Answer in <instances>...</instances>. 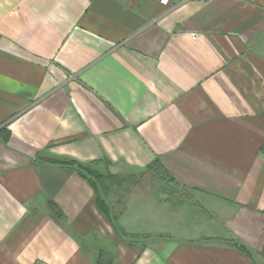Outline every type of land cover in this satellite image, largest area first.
<instances>
[{"label": "crops", "instance_id": "1", "mask_svg": "<svg viewBox=\"0 0 264 264\" xmlns=\"http://www.w3.org/2000/svg\"><path fill=\"white\" fill-rule=\"evenodd\" d=\"M263 144L264 0H0V264H264Z\"/></svg>", "mask_w": 264, "mask_h": 264}, {"label": "trees", "instance_id": "2", "mask_svg": "<svg viewBox=\"0 0 264 264\" xmlns=\"http://www.w3.org/2000/svg\"><path fill=\"white\" fill-rule=\"evenodd\" d=\"M261 153L264 156V144H263V146L261 148ZM151 169H152L153 172L158 173V179H159L160 184H161L160 187H162L161 190L165 194V197L168 200V202H172L173 200H175V198H171L170 197L171 195L168 193V190H167L168 185L172 184V185L178 187L179 189H181L183 191H186V190H184V188L178 186L175 182H173L172 178L169 177L167 174H165V172H162V170H160V168H157L156 166H153ZM78 171H80V169ZM88 175H89V177H91L94 180V183H95L96 187L100 190L99 193L103 194L104 196H107V194L113 188L112 187L113 185H117L119 183L118 179H116L114 176H111V175L101 176V174L100 175H98V174L94 175V174H90V173H88ZM84 176H86V175H84ZM159 177H161V178H159ZM164 177H165V179H164ZM166 180H167V184L162 186V183L163 184L166 183ZM88 182L90 183V180H88ZM168 183H170V184H168ZM165 191L167 193H165ZM172 204H173V202H172ZM49 208H50V210L53 213H57V214L59 213V210L53 204H49ZM100 208L102 209V213L110 220V222H112L111 221L112 217L110 215L109 208L104 204L103 201H102V203L100 205ZM112 225H113L115 231L118 232L119 229L117 228V226L115 224H113V223H112ZM235 245L238 247V249L241 252H243L244 254L249 256V252L247 251V249L244 246L239 245V244H235ZM106 262H107V264H110L111 261L108 262V261H105L103 259L98 260V264H106Z\"/></svg>", "mask_w": 264, "mask_h": 264}, {"label": "rangeland", "instance_id": "3", "mask_svg": "<svg viewBox=\"0 0 264 264\" xmlns=\"http://www.w3.org/2000/svg\"><path fill=\"white\" fill-rule=\"evenodd\" d=\"M92 173L94 175H96V174L100 175V172L98 170H94V171L92 170ZM109 174H105V175H109ZM101 176H103V175H101ZM113 176L116 179H122L124 177V176L122 177V175H118V176L113 175ZM127 178H130V179L132 178L134 181L139 182L138 183L139 185L137 184L138 185L137 187H139V188H133L134 189V190L132 189L133 192H135V191H138V192L147 191L148 192V191L152 190L154 192L156 191V193H158L160 195L165 196V194L161 190V188H162V187H160L161 184H159V181L156 180V179H158V173H155L152 171L150 174L145 173V172L142 174H128ZM159 178H161V177H159ZM164 179H165V177H164ZM165 184H167V180H166V183H164V184L162 183V186ZM168 184H170V183H168ZM124 188L127 190L131 189L130 187H128L126 185L124 187L122 185L117 187V189H119V190H122ZM113 189H114V187H113ZM167 190H168V193L171 195L170 197L175 198V200L172 201L174 207H185L186 202H188V201L191 202L193 200L188 192L183 191V190L179 189L178 187H176L172 184L168 185ZM165 193H167V192L165 191Z\"/></svg>", "mask_w": 264, "mask_h": 264}, {"label": "built area", "instance_id": "4", "mask_svg": "<svg viewBox=\"0 0 264 264\" xmlns=\"http://www.w3.org/2000/svg\"><path fill=\"white\" fill-rule=\"evenodd\" d=\"M161 3L163 4H167L169 2V0H159Z\"/></svg>", "mask_w": 264, "mask_h": 264}]
</instances>
